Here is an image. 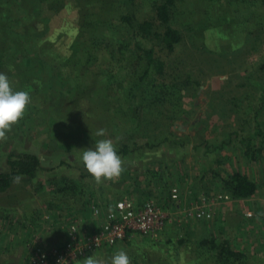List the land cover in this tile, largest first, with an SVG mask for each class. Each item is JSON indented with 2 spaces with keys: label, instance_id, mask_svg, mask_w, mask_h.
<instances>
[{
  "label": "rangeland",
  "instance_id": "1",
  "mask_svg": "<svg viewBox=\"0 0 264 264\" xmlns=\"http://www.w3.org/2000/svg\"><path fill=\"white\" fill-rule=\"evenodd\" d=\"M133 2L0 0V73L8 76L13 91H26L31 97L23 117L0 140V170L8 171L10 155L24 149L37 155L43 167L38 192L35 185L19 179L0 194V264H24L13 257L19 246L26 250L27 240L39 230L44 204L50 203L48 209L54 212L86 217L88 210L81 206L86 198L51 194L46 178L68 180L60 186L88 185L104 207L121 193L135 201L143 196L162 203L171 185L181 187L182 182L217 198L226 193L211 178L217 169L219 177L234 172L247 176L256 184V194L238 202L223 201L204 222L185 221L157 239L134 236L78 264H86L91 256L110 264L121 250L130 264H212L192 247L210 237L243 251L245 264H264V149L256 161H248L239 142V136L251 135L246 122L253 116L264 122V97L259 100L264 73L256 89L241 87L257 79L246 77L263 61L264 0L176 3L173 23L183 42L165 58L164 79L153 84L144 79L141 89L133 64L125 70L115 51L127 37L119 17L131 12L137 20L150 10L149 0ZM236 2L246 13L242 21L233 19ZM127 41L130 45L132 40ZM73 45L80 46L75 50ZM72 50H88L95 57L89 66H99L98 73L91 70L82 79L70 73L81 58L70 55ZM165 84L178 85V92L166 89L162 97L160 86ZM100 129L105 136L96 135ZM101 139L113 141L123 170L119 177L97 183L90 174L81 177V156ZM224 139L230 143L213 150ZM202 176V183L195 182ZM178 237L188 238V244L178 245Z\"/></svg>",
  "mask_w": 264,
  "mask_h": 264
},
{
  "label": "trees",
  "instance_id": "2",
  "mask_svg": "<svg viewBox=\"0 0 264 264\" xmlns=\"http://www.w3.org/2000/svg\"><path fill=\"white\" fill-rule=\"evenodd\" d=\"M131 1H134L133 3H136L137 0ZM138 1L142 2V0ZM183 1L184 0H149L150 10L145 17L136 20L134 18L135 14L131 12L124 13L121 15V17H119V20L123 25H125L127 37L125 38L124 46L122 47L120 45V47H117V50L115 51L121 59V65L124 63L125 70H128V68H130L131 63L133 64L132 71L135 70L133 71V73H135V75L138 74L136 84L137 86L141 85L140 89L142 86H144L145 83L153 84L154 80L157 81L159 79H164L167 70L165 58L169 54H172L175 48L183 42V34L181 30L174 25L175 17L178 15V13H176L175 11V4L182 3ZM235 6L238 8L237 2L235 3ZM239 9L240 8L233 10V19L242 21V14L244 15L246 13ZM128 38L132 40L130 42V45H128ZM76 46L80 45H73L71 48L77 50L78 48ZM86 47H88L87 49L89 50V52L92 51L90 50L92 47ZM87 51L83 50L74 52L72 50L70 54L81 56L80 60L76 64V68L70 71V73L76 74L77 79L89 77V72L91 70H93L95 74L98 73L99 66L96 68H91V66H89V63L92 61V59H95V57ZM262 59V63L256 66V68L246 77L250 78L251 76H255L257 79L249 80L248 84H243L241 87L248 86L251 89H256L258 86H260L258 82L260 81V74L264 73V56L262 57ZM121 68H123V66H121ZM104 71H107V69H104ZM109 72L111 73L113 72V70L109 69ZM110 75L115 77L116 72H113ZM130 76H133V74H130ZM144 79L147 80V82L144 83ZM262 84L263 82L261 81V85ZM160 87L162 97L165 96L166 89L170 90L171 94L175 91L178 92V85H171L168 87L165 84ZM85 89L86 88L83 87L81 90L85 92ZM108 90L110 91V89ZM260 97L261 99L259 100L261 102L262 97H264V90H262V94L260 95ZM253 117L254 119H252V122H246V125L251 126V130L249 129L250 131H247L251 132L249 138L247 139L239 136V142L244 146L243 155L248 161H256L259 155L262 153V149H264V122L259 123L257 121V118L255 116ZM232 134H234L236 137L238 136L237 131H234ZM256 142H258L259 145L256 144ZM229 143L230 139H224V141L221 142L220 147H214L213 150H221L226 146L225 144ZM122 152H127L125 147ZM10 156L11 157L7 160L9 170H0V194H4L12 187H14V185L18 181L15 179L16 177L24 179L32 185H35V191L38 192L43 187L42 183L37 181L40 172L43 171V167L40 166L41 161L38 156L31 154L25 149L22 151H15ZM220 171L221 169H217L216 171L214 170L212 172L213 174L211 178L217 179L220 188H223V190L226 192L224 194L228 195L232 201L238 202L239 200L249 199L251 196L256 194L257 186L247 176L238 172H234L219 177L220 175L218 173ZM86 176H89V174L86 170H84V173L81 174V177L85 178ZM203 180L204 176L200 177L195 182L202 183ZM60 181L61 182H58L57 179H54L52 177L46 178L45 184L46 186L48 185L49 188H51V190H48L49 192H51V194L67 195L68 193H75L82 199L86 198L85 200H83L82 206H85L92 202L97 203L95 192L92 188H90L92 190H88V185H86L87 189H84L81 184L70 181L76 185L60 186L63 184V182L66 183L68 180L65 181L62 178L60 179ZM201 192L205 193L204 191ZM206 193L209 192L206 191ZM166 199V197L163 198V201H166ZM48 207H51L50 203H46L42 206V215L45 211V213L49 214L53 219H59L64 216V213L54 212L52 209L49 210ZM175 240L177 241L178 245H183L185 243L186 246L189 242L188 238L183 239L181 237H178ZM192 247L198 251H201L200 257L202 256L206 261H209L212 264L246 263V254L243 251L232 249L230 244L226 240H215L212 237L202 238L199 242L193 244ZM187 249L190 250V247Z\"/></svg>",
  "mask_w": 264,
  "mask_h": 264
},
{
  "label": "built area",
  "instance_id": "3",
  "mask_svg": "<svg viewBox=\"0 0 264 264\" xmlns=\"http://www.w3.org/2000/svg\"><path fill=\"white\" fill-rule=\"evenodd\" d=\"M189 189L171 185L162 203L143 196L135 201L124 193L104 207L92 202L86 207L89 222L73 215L53 219L44 211L42 229L27 240V264H78L89 254L116 247L131 237L157 239L170 227L190 220L204 222L223 201L233 202L226 194L215 198ZM53 232L62 235L61 239L49 241L45 234Z\"/></svg>",
  "mask_w": 264,
  "mask_h": 264
},
{
  "label": "clouds",
  "instance_id": "4",
  "mask_svg": "<svg viewBox=\"0 0 264 264\" xmlns=\"http://www.w3.org/2000/svg\"><path fill=\"white\" fill-rule=\"evenodd\" d=\"M31 103V97L26 91H13L7 75L0 73V140L6 138L12 125L16 124L24 115L26 106ZM97 136H105L100 129ZM81 161L88 174L97 182L119 177L122 172V160L111 139L98 140L94 148L83 151ZM19 180V177L15 178ZM86 264H101L91 256ZM110 264H130L128 254L121 250L111 257Z\"/></svg>",
  "mask_w": 264,
  "mask_h": 264
},
{
  "label": "crops",
  "instance_id": "5",
  "mask_svg": "<svg viewBox=\"0 0 264 264\" xmlns=\"http://www.w3.org/2000/svg\"><path fill=\"white\" fill-rule=\"evenodd\" d=\"M191 156H193V155H191ZM193 170V169H192ZM191 171V170H190ZM193 174H194V172H193ZM183 183V184H182ZM181 183V186L182 187H187L188 189H189V184L190 183H184V182H182ZM84 203H86V202H84ZM79 204H82L81 202L79 203ZM82 206V205H81ZM87 207V205H85V208ZM90 213L89 212H86V214H85V220H87V222H89L90 220H91V216L89 215ZM81 216V215H80ZM38 226H39V229H42V226H43V221L41 220V219H39V221H38ZM169 229H172L173 230V227H170ZM172 230H168V232H170V233H173L174 231H172ZM47 237H48V240L49 241H57V240H60L61 239V237H62V235H60V234H58V233H56V232H53V233H50V234H45ZM136 237V236H135ZM118 246V245H117ZM17 247V246H16ZM15 248V247H14ZM19 248H21V250L19 249ZM19 248H17V253L14 255V261H16V263H18V261L19 262H21L22 261V263H24V264H27V255H28V253H27V251L26 250H24V247L23 246H19ZM109 249H111V248H108V249H106V250H109ZM106 250H102V251H99V252H97V253H101V252H104V251H106ZM94 253H96V252H94ZM93 254V253H92ZM16 257V258H15ZM26 258V260H25V262H24V259ZM18 260V261H17Z\"/></svg>",
  "mask_w": 264,
  "mask_h": 264
}]
</instances>
